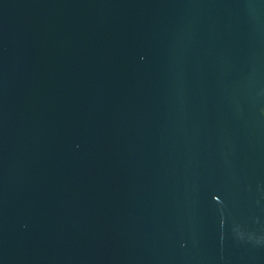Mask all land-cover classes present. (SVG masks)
Returning a JSON list of instances; mask_svg holds the SVG:
<instances>
[{
  "label": "water",
  "instance_id": "water-1",
  "mask_svg": "<svg viewBox=\"0 0 264 264\" xmlns=\"http://www.w3.org/2000/svg\"><path fill=\"white\" fill-rule=\"evenodd\" d=\"M0 264H264V0H0Z\"/></svg>",
  "mask_w": 264,
  "mask_h": 264
}]
</instances>
